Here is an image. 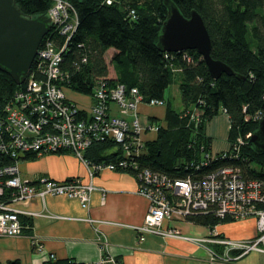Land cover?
I'll list each match as a JSON object with an SVG mask.
<instances>
[{"label":"trees","instance_id":"1","mask_svg":"<svg viewBox=\"0 0 264 264\" xmlns=\"http://www.w3.org/2000/svg\"><path fill=\"white\" fill-rule=\"evenodd\" d=\"M69 1L78 11L79 23L67 41L61 63L63 79L58 83L93 94L101 80L108 85L120 82L127 87L137 86L145 100L162 97L166 106V122L158 123L159 131L156 130L154 136H145L139 155H126L122 144L107 139L84 150L89 161H109L119 157L130 160L134 157L139 167L149 166L170 175H192L193 178L221 164L231 163L239 166L245 177L262 176L264 152L257 151L246 134L257 128L259 119L256 115L264 113V0H174L186 16L192 9L201 13L211 36L212 56L233 68L234 73H223L218 78L211 76L204 58L196 49L166 53L159 48L157 40L167 16L165 0ZM16 2L26 15H47L51 5V0ZM131 9L135 11L134 17L130 15ZM109 48L114 49L110 59L107 56ZM174 78L179 83L180 109L174 108L165 97V90ZM20 86L9 73L0 69V117L6 103ZM224 109L230 119L227 138L231 144L229 152L227 149L215 151V155L206 124ZM193 110L200 111L198 124L195 120L190 121V111ZM186 111L189 112L182 116ZM150 118V122L157 119L154 115ZM239 136L246 141L236 154L233 148ZM66 150L69 149L57 152ZM225 152L228 155L223 158ZM37 156L36 153H27L20 159ZM10 162L11 156L0 152V165ZM118 170L132 173L139 182L135 165ZM226 216H218L211 207L194 210L187 218L213 227L231 219ZM21 219L25 226L31 224L28 217L22 216ZM9 264H21V261L12 259ZM44 264L97 262H80L67 257L49 259Z\"/></svg>","mask_w":264,"mask_h":264},{"label":"built area","instance_id":"2","mask_svg":"<svg viewBox=\"0 0 264 264\" xmlns=\"http://www.w3.org/2000/svg\"><path fill=\"white\" fill-rule=\"evenodd\" d=\"M47 15L51 18V28L39 45L25 80L8 100L0 117V152L11 156L10 163L0 165V236L22 233L25 224L21 217L34 212L21 208L18 203L35 195L77 196L84 206L88 205L90 194L96 188L91 181L78 176L56 179L41 175L31 179L21 173V156L27 153L40 156L69 149L82 161L93 165L92 174L102 168L137 167L140 191L150 201L147 221L134 225L138 239H144L146 233H153L179 236L198 245L211 242L212 245L206 246L209 259L226 263L251 251L264 253V165L261 167L262 176L245 177L239 166L224 163L201 173L198 178L170 175L149 166L139 167L130 156L141 153L145 132L159 128L155 122L141 120L139 104L141 101L165 104V99L145 100L137 86L127 87L120 82L108 85L104 80L97 83L93 94H88L90 100L86 105L69 96L67 87L58 82L63 79L61 63L67 41L79 23L78 11L69 0H51ZM130 15L135 16L133 9ZM111 101L118 106L116 114L112 113ZM263 114L258 113L256 118L260 119ZM199 117V110L190 111V119L199 122ZM250 134L248 132L246 137ZM107 139L122 144L130 160L119 157L91 162L85 157V149ZM245 141L243 136L237 137L234 142L236 154ZM226 155L225 152L223 156ZM211 207L218 216L228 215L230 220L253 217L256 233L247 237H229L214 228L206 235L184 234L178 227L166 224L167 221L185 219L194 210ZM107 263L122 264L111 254L105 255L97 264Z\"/></svg>","mask_w":264,"mask_h":264},{"label":"crops","instance_id":"3","mask_svg":"<svg viewBox=\"0 0 264 264\" xmlns=\"http://www.w3.org/2000/svg\"><path fill=\"white\" fill-rule=\"evenodd\" d=\"M113 51L109 48L107 56ZM140 111L144 114L141 115ZM149 111L143 107L139 110L144 123L151 120L150 115L158 118L156 113L148 114ZM221 111L226 121L221 128H225L228 137L229 115L225 109ZM152 122L163 124L157 119ZM207 124L206 133L210 135ZM150 131L145 134L147 138L152 136ZM92 168L91 163H85L71 150L45 153L23 163L20 169L25 177L36 179L46 175L67 179L78 176L91 181L96 188L92 190L87 206L77 196L66 194L35 195L19 202L21 208L34 212L25 215L31 224H26L19 235L0 236V264H9L12 259H20L21 264H44L49 259L67 257L98 263L107 254L122 264H264V253L258 251L226 263L211 261L205 246L179 236L146 233L144 239H138L134 225L147 221L150 204L149 198L140 191L138 179L128 171L108 168L92 174ZM187 223L194 222L185 218L166 224L178 227L184 234L195 235L209 234L214 228L229 237H247L257 231L253 217L217 223L213 227L202 225L208 230L188 228Z\"/></svg>","mask_w":264,"mask_h":264},{"label":"water","instance_id":"4","mask_svg":"<svg viewBox=\"0 0 264 264\" xmlns=\"http://www.w3.org/2000/svg\"><path fill=\"white\" fill-rule=\"evenodd\" d=\"M167 16L158 36L162 51L196 49L204 58L213 78L234 73L225 61L211 54L212 40L203 16L192 9L184 15L174 0H165ZM48 15H26L16 0H0V69L21 84L27 76L43 37L51 28ZM249 141L257 151L264 152V114Z\"/></svg>","mask_w":264,"mask_h":264},{"label":"rangeland","instance_id":"5","mask_svg":"<svg viewBox=\"0 0 264 264\" xmlns=\"http://www.w3.org/2000/svg\"><path fill=\"white\" fill-rule=\"evenodd\" d=\"M108 58L110 59V56L108 55ZM112 65H114L111 62ZM66 92L69 96L75 98L77 101H79L80 103L86 105L88 104L89 100H90V95L76 91V90H72L67 88ZM165 97L167 99H169L171 101V105L174 108L180 109L182 107V103H181V96H180V90H179V83H178V79L174 78V80L172 81V83L169 84V86L166 88L165 90ZM111 105V109H112V113L116 114L119 112L118 106L114 101H111L110 103ZM143 107L145 110H150L148 114L151 113H156V115L158 116L157 120L158 122H162L165 123L166 119H165V112H166V108H165V104H149L147 101H141L140 105H139V110L140 108ZM141 115H143L144 111H140ZM224 113L221 111L219 115L215 116L212 120H210L207 124V129L210 133V135L213 137L212 140V150L213 151H220L222 149H228L230 147V141L227 139L226 134H225V128L222 129L221 125L225 126L226 121H225V117H224ZM150 135L154 136L156 133L154 131H150L149 132ZM28 159L30 158H22L19 160V165L20 167L23 165V163H25ZM23 177H25V174H22ZM245 219V218H242ZM240 220V218L234 219V220H229L232 222H236ZM185 226L192 227V228H199L202 230H208L207 227L199 225L197 223H187L185 224ZM189 230V229H188ZM184 231H187L186 227H184ZM192 232L196 233V230H192ZM212 245L211 242H205V245L202 246H210ZM207 248V247H206Z\"/></svg>","mask_w":264,"mask_h":264},{"label":"bare ground","instance_id":"6","mask_svg":"<svg viewBox=\"0 0 264 264\" xmlns=\"http://www.w3.org/2000/svg\"><path fill=\"white\" fill-rule=\"evenodd\" d=\"M208 67V66H207ZM210 72V71H209ZM161 99H162V97H161ZM193 109V108H192ZM184 112V111H183ZM179 113V112H178ZM201 116H202V114H201ZM187 117V116H186ZM189 117V116H188ZM201 120V119H200ZM191 122H194V120L192 121V120H190ZM194 125V124H193ZM195 126V125H194ZM157 131H159V130H157ZM191 137V136H190ZM188 141V140H187ZM145 145H146V142H145ZM148 145V144H147ZM188 146H190V145H188ZM148 147V146H147ZM146 149V148H145ZM206 149H207V147H206ZM234 149V148H233ZM200 150V149H199ZM199 150H197V151H199ZM204 151H205V149H203ZM211 150V149H210ZM230 150H231V148H230ZM209 151V150H208ZM203 152V151H202ZM207 152V151H206ZM227 152H229V151H227ZM199 153H201L200 151H199ZM145 154V153H144ZM148 154V153H147ZM146 154V155H147ZM197 154H198V152H197ZM196 154V155H197ZM203 154V153H202ZM216 155V154H215ZM200 156V155H199ZM207 156V155H206ZM206 156H204V158L206 157ZM210 156V155H209ZM233 156V155H232ZM196 157H198V156H196ZM199 158V157H198ZM197 158V159H198ZM201 158V157H200ZM203 158V157H202ZM203 158V159H204ZM223 158H224V156H223ZM198 160H200V159H198ZM185 161V160H184ZM237 164V163H236Z\"/></svg>","mask_w":264,"mask_h":264}]
</instances>
